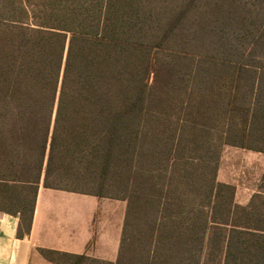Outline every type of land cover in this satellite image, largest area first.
Returning a JSON list of instances; mask_svg holds the SVG:
<instances>
[{
    "label": "trees",
    "instance_id": "1",
    "mask_svg": "<svg viewBox=\"0 0 264 264\" xmlns=\"http://www.w3.org/2000/svg\"><path fill=\"white\" fill-rule=\"evenodd\" d=\"M264 154V0H0V213L38 189L126 203L114 262L264 264L223 150Z\"/></svg>",
    "mask_w": 264,
    "mask_h": 264
},
{
    "label": "crops",
    "instance_id": "2",
    "mask_svg": "<svg viewBox=\"0 0 264 264\" xmlns=\"http://www.w3.org/2000/svg\"><path fill=\"white\" fill-rule=\"evenodd\" d=\"M246 152L251 155L249 159H261L258 157L261 153ZM233 163L231 161L225 164V176L232 175L230 167L234 168ZM220 182L230 184L224 178ZM259 184L260 181L256 187L246 188V195L241 200L238 199V189L235 186L236 202L240 205L248 204L252 196L259 192ZM102 201L90 195L40 186L28 236L18 237L19 215L0 213V264H53L41 255L40 250L72 255L86 254L92 258L114 262L122 233L124 202L121 201L122 206L116 215L115 206ZM96 216H118L116 232L112 235L106 234L107 236L101 233L97 229L99 226L96 224ZM102 220V227L107 228L105 219ZM110 223H114L113 218H110Z\"/></svg>",
    "mask_w": 264,
    "mask_h": 264
},
{
    "label": "rangeland",
    "instance_id": "3",
    "mask_svg": "<svg viewBox=\"0 0 264 264\" xmlns=\"http://www.w3.org/2000/svg\"><path fill=\"white\" fill-rule=\"evenodd\" d=\"M238 150V151H237ZM240 149L234 147H225L223 151V155L219 165V171L217 174V178L219 181H223L224 179L228 180V183L233 184L238 189V199L241 200L246 195V188H253L259 183L260 179L263 176L264 171V156L263 154L258 156L260 160L249 159L250 154L246 151H239ZM236 153V154H235ZM263 160V161H262ZM233 163V167H230L232 171V175L225 176V164L231 162ZM237 165V166H236ZM221 172V173H220ZM102 202H106L107 204L114 205V212H119V207L122 206L123 202L114 199L103 198ZM238 201V200H237ZM124 209H126V203H123ZM110 218H113L114 223H110ZM118 216H96V224L97 228L101 233L112 235L117 230ZM105 219V225L107 228L102 227L101 221ZM124 220V216H123ZM111 226V227H110ZM106 235V236H107ZM96 242V239L94 240ZM94 245V244H93Z\"/></svg>",
    "mask_w": 264,
    "mask_h": 264
}]
</instances>
